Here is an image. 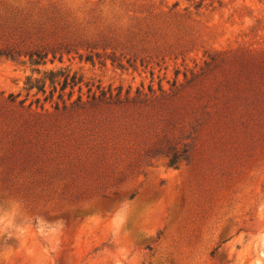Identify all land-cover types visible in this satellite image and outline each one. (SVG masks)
Listing matches in <instances>:
<instances>
[{
    "label": "rangeland",
    "instance_id": "374dc122",
    "mask_svg": "<svg viewBox=\"0 0 264 264\" xmlns=\"http://www.w3.org/2000/svg\"><path fill=\"white\" fill-rule=\"evenodd\" d=\"M37 36L81 83L26 92L0 57V264H264V117L229 103L264 77V0H0V48ZM195 125L189 165L147 154Z\"/></svg>",
    "mask_w": 264,
    "mask_h": 264
},
{
    "label": "trees",
    "instance_id": "16d2710c",
    "mask_svg": "<svg viewBox=\"0 0 264 264\" xmlns=\"http://www.w3.org/2000/svg\"><path fill=\"white\" fill-rule=\"evenodd\" d=\"M30 39V38H29ZM28 39V41H29ZM24 43V41L22 42ZM22 50L13 49L12 46H6L0 48V57L10 58L12 60L16 57H24L27 60L20 62L23 65H28L31 68V74L26 76L24 82V90L30 92L35 90L36 93H41L44 95L46 93V86L50 88L48 95L53 96L56 91V87L59 86L60 91L65 90L67 87L71 89L81 83L80 79H77L75 74H70L66 68H59L57 70H41L40 67H44L46 62H53L56 58V54L62 47L49 46L43 44V39L36 37L35 42H27L24 44ZM69 54V51L66 52ZM51 55V60H47L48 56ZM62 55L59 57L58 61H61ZM87 62H91L89 58H86ZM33 74L39 76V78H33ZM248 79V85L243 86L246 88V91L242 94H236L230 101V108L236 113L244 114L247 119H252L253 113L255 112L260 116L264 117V77L262 79H256L255 76ZM239 84L238 86H240ZM72 94V93H71ZM69 94V97L71 96ZM104 94V93H103ZM119 93L116 95L118 96ZM48 98V97H47ZM45 98V100L47 99ZM9 99H14L12 96H9ZM80 99V98H79ZM77 99V102H79ZM169 98H155L150 103L151 111L161 112L166 106H170L173 102L169 101ZM12 101V100H11ZM165 104V102H167ZM122 105L123 103V112L124 114L129 111L135 112L139 111L140 106H146L144 99H141L139 95L132 98L130 101L120 102L115 101ZM114 103V104H116ZM253 107L252 112L247 111L244 108ZM137 107V108H135ZM168 113L167 126L170 127L173 124L172 118L173 115H179L174 110L170 108L164 109ZM192 132L185 139H177L169 137L166 132H163L162 136L156 139V142L151 145L147 154H151L152 157H162L167 163V167L177 169L181 164L189 165L194 159V144L198 141L199 133L197 132L198 126H192L190 128ZM192 135V137H191ZM192 139V142L186 143L185 141ZM183 141V142H182Z\"/></svg>",
    "mask_w": 264,
    "mask_h": 264
}]
</instances>
